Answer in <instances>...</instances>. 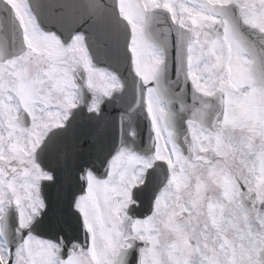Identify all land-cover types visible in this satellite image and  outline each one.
Returning a JSON list of instances; mask_svg holds the SVG:
<instances>
[{
  "label": "snow or ice",
  "instance_id": "6c2138e0",
  "mask_svg": "<svg viewBox=\"0 0 264 264\" xmlns=\"http://www.w3.org/2000/svg\"><path fill=\"white\" fill-rule=\"evenodd\" d=\"M114 14L147 156L49 136L79 106L99 117L121 99L89 51L110 41ZM188 82L181 143L168 105ZM0 264H264V0H0Z\"/></svg>",
  "mask_w": 264,
  "mask_h": 264
},
{
  "label": "water",
  "instance_id": "95a60500",
  "mask_svg": "<svg viewBox=\"0 0 264 264\" xmlns=\"http://www.w3.org/2000/svg\"><path fill=\"white\" fill-rule=\"evenodd\" d=\"M169 54H171V52Z\"/></svg>",
  "mask_w": 264,
  "mask_h": 264
}]
</instances>
